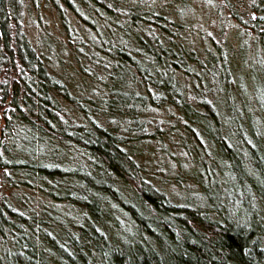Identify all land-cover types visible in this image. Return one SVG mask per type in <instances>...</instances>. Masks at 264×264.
<instances>
[{"label":"trees","instance_id":"16d2710c","mask_svg":"<svg viewBox=\"0 0 264 264\" xmlns=\"http://www.w3.org/2000/svg\"><path fill=\"white\" fill-rule=\"evenodd\" d=\"M45 1L64 19L70 37L75 35L66 13L73 12L93 37L94 49L107 55L111 64L105 65L103 86L110 87L115 69L129 65L144 92L112 86L99 104L73 95L27 32V15L38 0H0V184L9 191L0 194V264H264V213L256 215V228L244 221L236 225L209 207L175 203L151 183H139L136 162L122 145L125 137L98 120L100 108L106 119L117 111L136 120L134 110L167 103L182 113L185 127L190 107L195 119L204 117L198 108L211 107L214 91H192L199 96L192 103L183 76L166 75L179 70L189 77L197 62L198 49L177 40L180 26L164 14L133 7L132 0ZM129 41L136 42L132 53L125 49ZM219 70L212 69L213 80L222 81ZM166 76L169 83L158 80ZM207 94L212 100L204 98ZM71 107L79 109L78 115L71 117ZM146 121L130 122L129 128L138 132ZM246 122L250 141L264 149ZM217 133L224 151H233L231 136ZM239 135L241 148L249 152V139ZM87 161L100 179L85 174ZM250 163L259 166L255 159ZM121 180L136 186L143 211L123 197ZM62 203L74 205L76 220L55 210ZM118 213L129 215L135 233L110 227L108 220Z\"/></svg>","mask_w":264,"mask_h":264},{"label":"rangeland","instance_id":"374dc122","mask_svg":"<svg viewBox=\"0 0 264 264\" xmlns=\"http://www.w3.org/2000/svg\"><path fill=\"white\" fill-rule=\"evenodd\" d=\"M129 3L133 7L149 8L156 14H164L171 23L180 26L181 33L179 31L177 40L189 49H198L197 62L191 64L193 69L189 77L179 70L166 75L183 76L191 89L188 99L192 103H197L199 97L193 92L198 91L200 94L211 89L215 100L211 107L203 105L198 108L204 116L198 119L193 117L195 112L192 113L193 108L190 107L187 111L190 113L188 127H185V121L180 120L182 113L170 103L151 110H134L135 115L139 113L136 120L126 119L117 111H113L110 118L106 119L103 115L105 110L100 108L98 120L125 137L126 144L122 145L131 152L136 162L134 175L139 183H151L175 203L201 205L202 209L209 207L218 211L227 221L235 224L244 221L256 228V215L264 213V207L259 209L264 195V149L262 145L250 141L252 134L246 120L253 129L252 133L264 143L263 2L132 0ZM38 5L27 15V32L34 44L43 51L50 71L68 84L73 95L99 104L108 97L112 86L124 92L137 91L143 94V86L138 80L132 79L129 65L115 69L113 76L108 79L110 87L103 86L101 78L105 76V65L111 63L107 55L94 49L93 37L84 24L73 12H68L69 15L66 13V22L75 35L72 38L70 32L65 30L64 19L51 3L38 0ZM154 30L158 33V29ZM135 44L129 41L124 47L132 53ZM223 60L229 70L224 68ZM201 63L206 67H200ZM215 67H220L217 74H220L222 81L212 79V69ZM93 74L96 75L92 77ZM170 79L166 76L158 80L169 83ZM212 96L207 94L204 98L212 100ZM210 108L214 109L216 115L211 114ZM78 112L77 107L69 110L71 117L78 115ZM144 119L147 121L140 131L129 128L130 122L140 124ZM2 125L0 119V132ZM217 130L223 138L231 136L233 151H224L216 138ZM242 132L252 145L251 153L241 148L239 134ZM251 156L259 162V166L250 163V160H254ZM83 168L90 180L100 179L88 161ZM121 181L122 189L119 190L123 197L133 201V205L143 211L144 205L136 195V186L130 181ZM76 182L83 185L81 181ZM120 183L117 181V186ZM5 187L0 184V194L9 192ZM70 205H55V210L69 215L70 220L75 219L78 211L74 205ZM108 222L116 231L135 233L127 213H118Z\"/></svg>","mask_w":264,"mask_h":264}]
</instances>
